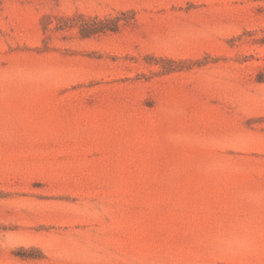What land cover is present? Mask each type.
I'll return each instance as SVG.
<instances>
[{
	"label": "rangeland",
	"instance_id": "1",
	"mask_svg": "<svg viewBox=\"0 0 264 264\" xmlns=\"http://www.w3.org/2000/svg\"><path fill=\"white\" fill-rule=\"evenodd\" d=\"M0 264H264V0H0Z\"/></svg>",
	"mask_w": 264,
	"mask_h": 264
}]
</instances>
